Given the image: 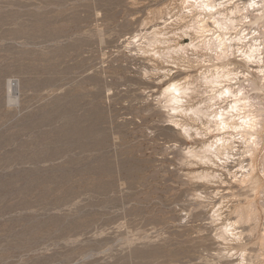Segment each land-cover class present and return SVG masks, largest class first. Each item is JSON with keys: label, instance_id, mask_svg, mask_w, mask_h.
Here are the masks:
<instances>
[{"label": "rangeland", "instance_id": "obj_1", "mask_svg": "<svg viewBox=\"0 0 264 264\" xmlns=\"http://www.w3.org/2000/svg\"><path fill=\"white\" fill-rule=\"evenodd\" d=\"M186 7L0 0V264H264V128L239 185L188 156L214 137L180 115L183 135L159 98L214 65L171 51L196 38ZM243 84L264 127V90Z\"/></svg>", "mask_w": 264, "mask_h": 264}, {"label": "bare ground", "instance_id": "obj_2", "mask_svg": "<svg viewBox=\"0 0 264 264\" xmlns=\"http://www.w3.org/2000/svg\"><path fill=\"white\" fill-rule=\"evenodd\" d=\"M183 3L188 9L183 12L193 20L184 31L196 33V38L193 40L192 37L186 45L178 44L171 51L178 57L187 54V50L196 53L199 47H202L201 50L214 65L201 62V65H196L203 68L196 73L197 78L185 75L164 86L159 98L168 110L169 125L190 138L193 128L179 124L175 118L180 115L190 116L194 123H199L204 128L205 135L214 138L210 141L207 138V143H203L200 151L187 150L188 156L206 165H211L213 159H216L223 165L227 174L231 173L228 167L233 164L237 168L233 176L235 182L239 185L252 183L255 172L252 162L248 160H252L256 149L261 145L258 134L264 127L261 126L263 118L253 114L257 110L251 105L243 83L248 81L256 93L264 90V31H246L250 24L264 20V0H183ZM166 22L163 21L164 24ZM187 35L185 34L186 37ZM187 38H190V35ZM178 64L176 62V70ZM208 66H212V69ZM187 68L183 71H192L190 65ZM164 73V77L173 75L171 70ZM198 82L205 88L203 93L197 91ZM196 97H199V100L192 104ZM205 97L206 100L203 99ZM193 132L196 138H202L197 129ZM239 145L244 147L241 153ZM204 176L214 179L218 175L206 171ZM247 216L245 215L246 218ZM227 228L228 226L224 229L225 233Z\"/></svg>", "mask_w": 264, "mask_h": 264}]
</instances>
